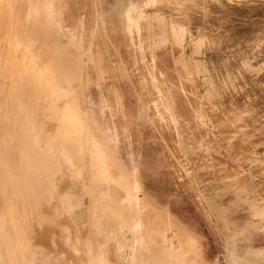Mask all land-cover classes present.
Returning <instances> with one entry per match:
<instances>
[{"label": "bare ground", "instance_id": "1", "mask_svg": "<svg viewBox=\"0 0 264 264\" xmlns=\"http://www.w3.org/2000/svg\"><path fill=\"white\" fill-rule=\"evenodd\" d=\"M92 1L95 3L100 2L101 4L100 11H94V24L91 30L92 39L102 36L109 38L108 32L106 30V24H108V26H110L114 32L116 30H119L125 37V40L122 42V44L128 50L131 57L132 66L128 67L127 70L138 75L139 82L142 85L141 87L144 89L145 86H143L142 84L143 77L140 73L141 67L139 66L140 63H144L146 61V56L143 48V43L145 41L143 32L146 30H150L152 27V20L150 18L152 17L151 14L153 15L154 12H156V10H153L155 6H158L156 5L158 0H115V4H113L110 9H105V7L102 6L105 0ZM166 1L163 2V4H167ZM183 1L189 2L191 0ZM193 1L191 3L195 2ZM198 1H202L200 3L201 5L202 3L204 4L203 1L207 0H197L196 3H198ZM244 2H240L241 5H243ZM189 3L186 4V6H190L191 3ZM251 3H247L249 6L245 5L244 3L243 6H247V8L249 7V11L247 12H249V14L252 13L251 15L254 14L253 16L258 19V22L259 20L263 21L264 0H257L254 1L253 4ZM207 4H204V6H206ZM200 5H197V7L194 5L191 6L197 8V10L200 11L202 9H198ZM209 5L207 6V8H204L208 9ZM214 5L215 4H213L212 8L215 9L214 7L218 6L219 8L217 9L219 10V12L220 9L222 10L221 12L226 9L223 6H221L220 8L219 4H217L216 6ZM229 5L231 6V4ZM229 5L227 2V7H229ZM236 5L238 6V4ZM237 6L234 8L236 9ZM192 7H190V10ZM222 7L225 9H222ZM212 8L210 10L211 13H213ZM230 8L232 9L233 7ZM234 8L233 10H235ZM217 9L215 10L217 11ZM231 9L230 11H232ZM237 9L234 11L240 12H237V19H242L244 21L245 19L243 17H240L244 13V10L242 12L240 8ZM162 10H159L158 13ZM165 10H167V8L164 9V11ZM215 10L214 14L216 12ZM168 12L170 11L168 10ZM204 12L207 13L209 11L205 10ZM62 13L63 12L61 8H58L56 6L55 0H0V264H52V261L50 259L51 256L38 254L39 249L34 245L32 238V235L34 233V225H42L47 222L54 223L55 220L62 214H69L70 217V213L72 212V210L76 207H81L82 205L86 206L87 224L89 225V228L91 230L90 233H87L88 236L86 238L84 237V243L82 244L84 248L83 251H86V253L88 254L86 264H263V260H260L257 257L264 254V234L260 232L262 230L264 231V221L261 222V220H259L258 222H254L253 218L251 217L252 219H245L243 220V222L246 223L247 221H249V223L253 225L255 223L259 227L236 226L230 228L232 230V235L228 236L225 251L223 253H218L215 257V260H211L206 256V254H204L203 250L200 248L198 238L194 232L195 227L191 223H187L180 219H175L167 208L158 206V204H156L147 195L143 188L139 170L136 164L132 163L131 165H128L119 155L118 132L112 131L108 127L101 125L95 115L89 113L88 111H85V108V110H83L80 105L78 96L79 93H81V95L84 94L83 90L87 83L86 72H88V66L92 65L94 67H97L101 61V57L99 53H95L92 50V46H94L93 40L90 41L89 44L85 42L86 32L84 30V27L75 29L74 31H72V29H67L63 21ZM164 13H162V15H166ZM192 13L194 12L191 11V15L194 17ZM186 14L184 15L182 13L176 15H184L183 17H185ZM249 14L247 13V15ZM170 15L167 16V19L170 20L171 23H173V20L169 18ZM173 15L176 16L175 14ZM232 15L233 14H231V16ZM247 15L244 16L246 17ZM251 15L249 17H251ZM159 16H161V14ZM197 16L195 13V18ZM156 17L160 20L165 17L164 19L166 22V16H162L161 18L158 16ZM181 17L182 16H179V19ZM186 17L189 16L187 15ZM186 17L185 19H181L186 21ZM209 17L202 16L201 18L197 19H199L198 21H200V19L202 18L207 20V18ZM233 17V23L236 24L235 20L237 19ZM249 17H246L247 21H249ZM190 18L191 17H189V20ZM224 18L226 19V17H223V22H228L227 20L224 21ZM206 20L203 21L207 23ZM209 20H211L209 22H212L213 18L210 17ZM174 21L177 22V19ZM198 21L194 22V27L196 26ZM217 21H220V18ZM245 21L243 23H246ZM254 21H256V19H254ZM175 22L173 23L174 25L178 24ZM231 22L229 23L232 24ZM184 23H187V25L189 24L187 21ZM194 23L190 22L191 25ZM200 23L201 26L207 25L202 24V22L200 21L197 26L200 25ZM249 23L247 24L250 26ZM173 24L171 26H174ZM181 24L183 23H179L178 25ZM210 24L211 23H209V27ZM217 24H219L218 26L222 25L220 23ZM227 24L225 25L227 26ZM258 24L257 22H255V24L253 25ZM260 24L258 25V27L260 26ZM164 25H166V23H164ZM241 25L243 24H238L237 26ZM248 25L246 27L243 25L244 27L242 26V28L246 29L248 28ZM192 26L188 28H191ZM206 27L205 29L208 28ZM233 27L231 29H233ZM176 28L177 27H175V29ZM215 28H217V26ZM242 28L240 30H242ZM170 29L171 27L169 28V30ZM200 29V27L199 30L196 27L194 31H200ZM210 29L212 28L210 27ZM166 30L167 28L165 29V31ZM216 30L217 29L212 31H214L215 33ZM220 30L222 29L217 30L218 38L222 34ZM229 30L227 31L228 33ZM253 30L255 29H252L251 32H253ZM260 30H258V32ZM219 31L221 33L220 35ZM206 32L207 31L205 30V35H207ZM246 32L248 33L247 30ZM262 32H264V30H262ZM195 33V35H197V32ZM208 33L210 34V32ZM244 33L241 34L243 35ZM223 34L226 36V32ZM249 34L250 37L248 38L253 37L251 36V33ZM205 35L203 36L205 37ZM248 35H246L245 37L247 38ZM62 36H65L67 39L65 43L61 42ZM210 36L208 35V37ZM217 36L214 35V37L210 39L211 41L209 40V43H213L212 46L214 45V42L212 40L216 39ZM262 36H264V34ZM187 37L188 35L185 29L180 31H178V29H172L164 35L153 36L149 38V47L151 54V67L149 68V72L152 77L153 85L157 89V92L159 94V98L154 101L155 110L157 114L163 120H166L168 123H170L175 130L179 129V125L181 123L180 117L175 113L172 97L164 94L165 92H162L160 88V82L154 75V70L157 66V55L155 54L154 50L155 48L164 47L167 44L171 45V49H173L174 47H183L184 45H186L185 40L189 39ZM198 37L201 36L199 35ZM204 37L201 38L202 41ZM208 37L205 38H207L208 40ZM228 37L230 38V36ZM234 38L235 37H233V39ZM228 39L226 41H230L229 46L232 45V42L234 44V41H231V38L229 40ZM245 39L243 38V40ZM252 39L254 38H251V40ZM217 40H220V38ZM221 40L224 41V43H220V41V44L217 43L220 45V47H217V44H215L217 46L214 45L215 47H217V49H220L221 45H224L226 43L224 39ZM234 40H238L237 42H239V39L235 38ZM240 40L242 43H244L241 45L248 46L242 39ZM206 42L208 41L202 43L205 44ZM254 42L256 43V41ZM120 45L121 44H119V46ZM205 45L206 48L205 46H203V44L200 47V40L194 42L193 47L195 55L193 56H196V53L200 52L202 50L201 48L203 47V51L209 47V51L211 50V54H213L212 52L214 51L210 49L212 48L211 44H208V47L207 44ZM254 45L256 44L253 43V46ZM230 47L228 48V51L226 47L222 49L223 51L226 50L227 52H229ZM238 47L241 46L238 45ZM233 48L237 49V47ZM214 50L216 51V54H221L222 50L217 51L216 48H214ZM239 50L236 51L238 52V54L240 53ZM203 51L201 52V54L204 55L203 59H201L202 57L198 58L201 60L196 61L195 59L193 64H191L189 56H185L182 54L179 59V61L182 63V67L177 69L179 79L177 88L181 89V91L186 95L187 93H189V91L185 87V84L187 82H193L195 77L197 78L195 72H202L207 69L206 66V69L204 68L203 61L210 64L212 68L215 65L214 61H216V54H213L214 58L212 56L210 58L208 57L210 52L208 51L209 53L207 52V55V53L204 51V53L207 55L206 58V55L203 53ZM232 51H230V55L233 56V54H231ZM259 51L260 49L258 50V52ZM245 53L246 52H244L243 54ZM200 55H198L197 57H199ZM225 55L223 56L227 58V56ZM242 55L240 53V56ZM233 57H235V55ZM236 58L238 59H236L237 62L234 61L235 59L232 60L234 62L233 64L236 63L235 68L237 67L236 65H240V63L238 64V56ZM263 58L264 57H262V60ZM221 59L217 58L218 61H220ZM229 60L227 58V60L225 61ZM218 61H216V63L221 65L220 63L222 62L219 63ZM243 61L244 60L242 59V63ZM246 61H248V58ZM255 61L252 63H255ZM230 64L232 65V63ZM230 64L227 63L226 65ZM226 65V70H228L227 68L229 66ZM217 67L219 68L218 65ZM217 67L213 68L215 70L209 67L213 71L211 72L210 70V72L212 73L211 77L214 76L213 73L218 69ZM223 67L220 66V69L222 68L221 70L219 69L221 73H223L222 71H224L223 69H225ZM231 67L233 68V66ZM241 67L237 68L238 71L237 69H233L234 74L238 72L242 73L243 71ZM100 69L101 71H103L102 68ZM239 69H241L242 72ZM226 70L225 73L227 72ZM220 71H217V74L219 73L220 75ZM206 73L204 75V79L209 80L211 78H209L211 74L208 73V76ZM225 73L222 74V77L227 76L229 75V73L233 72H229L228 74L226 73V75H224ZM254 73L256 74L257 72ZM242 74L243 76L244 74L248 75V73ZM263 74L259 75L262 76ZM161 75L163 76L164 74L161 73ZM232 75L233 74H231V76ZM245 76L244 78L247 79H250L251 77V75H248V77ZM254 76L258 78L256 75ZM88 78L90 77L88 76ZM91 78L89 80L90 82L93 80H91ZM228 78H231L230 75L228 76ZM262 78L263 79H261V81L259 80V82L264 83V81H262L264 80V77ZM199 79H197L196 81L197 85L200 86L201 83L199 84ZM247 79L246 82H248ZM213 80H216L217 82V79ZM239 80L241 82L243 81L240 84H244L245 81L242 80V77H240ZM250 80H252V78ZM209 81H212V78ZM222 81L224 82L223 79ZM222 81L220 82L219 80L218 84L221 83L220 85H223ZM246 82L244 85H246ZM249 82L247 83L248 85ZM252 83L250 82V87L246 86V88L249 87L250 89H252ZM220 85H218V87H220ZM235 85L237 86V84ZM262 85L263 84H261L260 86ZM260 86L258 84V86L256 87H259L261 90L262 87ZM256 87L253 86L254 89ZM99 89H101V87ZM200 89L203 88H201L200 86ZM196 90L197 89H195V91ZM247 90L245 91L247 92ZM249 91L251 92L252 90ZM255 91H257L256 95L258 94L259 96V92L261 91L257 89H255ZM255 91L253 90V92ZM210 93L215 92L202 91L201 93H191V95L199 96L198 104L200 108L199 111L193 108L194 116L191 117V120H185L186 126H189L193 121L197 126L206 125L207 130H212V128L219 127L220 122L213 123L211 121V117L207 115L203 109V100L205 97L212 106V109L218 108L217 105L210 99ZM238 93H235L233 95L238 96ZM242 93L243 92L241 91L239 95H241ZM249 93L247 94V96L251 94ZM252 94L250 95L251 97L256 96L255 93L254 95ZM261 95L264 96V94H260V96ZM187 96L189 97V95ZM245 96L242 97L244 98ZM238 97L239 99H242V97ZM238 97H235V99H238ZM259 97L255 98L258 101H262V96L260 97V100ZM253 102L254 104L256 103L257 106H259L257 104V101ZM239 103L241 104L243 102ZM231 139L232 137H225V142L229 144L231 142ZM205 141L206 139L203 138L201 140H198L197 143L199 146H203L204 148H206V150L210 153V143ZM262 145L261 149L258 150H262V148L264 149V146L262 147ZM253 176L255 177L256 175L253 174ZM64 177H68L70 181H79L81 179V192L76 193L73 190L68 189L65 192L61 191L59 193V181ZM67 181L69 180L67 179ZM71 182L72 184L75 183L74 181ZM259 185L263 186V183H260ZM212 198V203L208 202L210 211L207 213L210 221L217 223L219 218H221L226 226L230 227L228 225L231 219H234L238 216L241 217L240 215L243 214L242 211L238 210H233L232 212H229V214H222L220 210L216 209V204L213 203V200H216L218 198ZM259 199L260 198L258 197V200ZM54 200L56 201V204L53 205V208L50 207L52 209V212L48 215L44 214L41 210L42 206L44 204L49 205L51 201ZM259 201H257L256 199V202ZM251 202L252 200L250 201V204H247V202L246 204L249 205L252 209V207H254L255 205ZM71 214L73 217V213ZM244 216H246L245 212L243 214V219L245 218ZM72 217L70 219H73ZM73 222H75V219ZM80 225H82V223ZM61 226L62 225H60V227ZM73 227L75 229L74 231L78 230L76 229L77 227ZM239 236L249 242L259 241L261 243V246L255 247L254 245L250 244L242 254L238 246L235 243L231 242L233 239ZM52 239L53 238H51V242ZM67 241L71 248L76 247L78 245V243L76 242L79 241L78 234H75L74 237H72L71 234H68ZM112 247H115L116 256L114 259H112L110 253ZM76 248H73V250H75ZM78 250L80 251V248L75 250L77 251V254L79 252Z\"/></svg>", "mask_w": 264, "mask_h": 264}, {"label": "rangeland", "instance_id": "2", "mask_svg": "<svg viewBox=\"0 0 264 264\" xmlns=\"http://www.w3.org/2000/svg\"><path fill=\"white\" fill-rule=\"evenodd\" d=\"M91 1L92 0H55L56 6L58 8H61L63 12L62 14H63V21L65 24V27L67 29H72V31H74L75 29L84 27V30L86 32L85 42L89 44L90 41L93 40L94 46H92V50L95 53H99L101 57L100 59L101 61L97 67H94L92 65L88 66V69H87L88 72H86V79H87V83L85 86L86 88L84 87V90H83L84 94L81 95V93H79V96H78L80 105L83 110L86 109L85 111H88L89 113L95 115L98 119V122L101 125L108 127L112 131L118 132L119 134V144H118L119 155L123 159V161L127 163L128 165H131L132 163L136 164L139 170L143 188L145 192L147 193V195L156 204H158V206L167 208L175 219H180L187 223H191L195 227L194 232L198 238V243L200 245V248L203 250L204 254H206L208 258H210L211 260H215V257L218 253H223L225 251L228 236L232 235V230L230 228L236 227V226L238 227H250V226L259 227L255 223L254 225L249 223V221H247L246 223L243 222V220L250 219L251 217L253 218L254 222H258L259 220H261V222L264 221V149L262 148V150H258V149H261L262 144H263L262 147L264 146V103H263L264 96L263 95H261L262 97L260 96V94H264L262 93L264 92L263 91L264 83L259 82V80L261 81V79H263L262 77H264V74H263L264 73L263 72L264 58L262 60V57H264L263 56L264 36H262L264 34V32H262V30H264V27H263L264 17H263V21L259 20L258 22L257 21L258 19L255 18V16H253L254 14L251 15L252 13L249 14V12H247L249 11L248 10L249 7L247 8V6H245L247 8L246 9L243 6L244 3L245 5H248L251 2H252L251 4H253L254 1H257V0H254V1L252 0L250 1L249 0L248 1L247 0H241V1L240 0L239 1L238 0H229V1L207 0V1H203L204 4L208 3L206 6H204L203 3L200 5L202 1H198L199 4L196 3L197 0H194L195 2L193 0L189 1L190 3L192 1L194 2L191 4L183 0H171L172 2L170 0H167V1L158 0L156 4L158 6H155L153 10V11L156 10V12H154L153 15L151 14L152 17L150 18L152 20L151 22L152 27L150 30H146L143 32L144 37H145L143 48H144V52L146 56L145 58L146 61L144 63H140L139 66L141 67L140 73H141V76L143 77L142 84L143 86H145L144 89L141 87L142 85L139 82L138 75L134 72H129L127 70L128 67L132 66L131 57L129 55L128 50L122 44V42L125 40V37L119 30H116L114 32L111 29V27L108 26V24H106V30L108 32L109 38L102 36V37H97L95 39H92L91 30L94 24L93 22L94 13L96 11H100L101 4L100 2L95 3ZM165 1L167 2V4L166 3L163 4V2ZM227 2H228V5L231 4V6L229 5V7H227ZM240 2H244L243 5H241ZM188 3L190 4V6L189 5L186 6V4ZM113 4H115V0H105L102 6L105 7V9H110ZM209 4L210 5L212 4V5L210 6ZM213 4H215L214 6L219 4L220 8L221 6L225 7L226 9L222 7V9H225L223 10L224 13L221 12L222 11L221 9L219 12V10L217 9L219 8L218 6L214 7L215 9H217V11L213 9L212 8ZM222 4H225V5H222ZM236 4H238V6ZM191 5H194L196 7L197 5L198 6L200 5L198 9L202 8L201 9L202 11L197 10V8L192 7ZM208 5L210 7V9L208 7L209 10L205 9L207 8ZM234 5H236L237 8H240L242 12L244 10V13H245V14L243 13L244 15H247V13L249 14L247 15L248 17L251 15V17H249L250 19H248L250 23L249 21L246 20L247 16L245 17L242 14V12H241L242 16H240V14L239 16L241 18L243 17L246 20V21L244 20L246 23H243L244 21L242 19L241 20L237 19L236 16H238V13L240 12L239 11H237L238 13L234 12L237 9V8L236 9L234 8L236 7ZM164 6H167V7H164ZM190 7H192L194 10L192 8L190 10ZM230 7H233L235 10H233V8L231 9ZM242 7H244L246 10ZM166 8L167 10H165L166 11L165 12L164 9ZM211 8L213 9V13H211L210 11ZM228 8H230L232 11H230V9ZM159 10H162L165 13L162 11L158 13ZM168 10L171 13L168 12ZM205 10L209 12L206 13L204 12ZM214 10L216 11L215 14H214ZM191 11L194 12L192 13L194 17L191 15ZM161 12L166 15H162ZM182 13L184 15L187 13L186 16L188 15L189 17H191L189 20V17L185 16L186 21L189 23L188 25L187 23H184L186 22L185 20H182L183 18L185 19V17H183L184 15H178V16L176 15V14H182ZM195 13H196V16L197 15L198 16L201 15V16L199 17L197 16L195 18ZM222 13L223 14L226 13V14L223 15ZM160 14L161 16H159ZM170 14L172 15L175 14L177 17L174 15L172 16ZM203 14L208 15V16H205ZM231 14L233 15L231 16ZM168 15H170L169 18L173 20V23L175 22L174 20L177 19V22L175 23H178V24L183 23V24L174 25L173 23H171L170 20L167 19ZM209 15L210 17L213 18L212 20L213 23L209 22L211 21L209 20L210 19ZM156 16L160 18L162 16H166V22L164 19L165 17H163L161 20L163 19L164 20L161 21L159 18L157 19ZM171 16L173 18L175 17L176 18L173 19ZM179 16H182L181 17L182 19L181 18L179 19ZM202 16L209 17L207 18V20L204 18L200 19L202 24L208 25V26L204 25L205 27L207 26L208 28L206 27L207 29H205V27L203 25L202 27L200 23V25L198 26L203 30L200 29V31H197V30L194 31L196 27L199 30V27L197 26V24L200 21H198L199 19L197 18H201ZM224 16L226 17V19L224 18V21L227 20L228 22H223ZM232 17L238 20L237 21L234 19L236 21V22L234 21L236 24L233 23ZM219 18H220V21H217L219 20ZM251 18H252V21H251ZM253 18L256 19V21H254ZM156 19L158 22L156 21ZM180 20L184 22H181ZM194 20L198 21V23L196 22L197 24L195 27H194L195 25ZM203 20H206L207 23H205V21ZM167 21H169L170 23ZM189 21L191 23H194L192 24L193 26L190 24ZM208 22L211 23L210 27L212 29H210ZM229 22H231L232 24H230ZM255 22H257V24L261 23L262 25L260 24L259 27H258L259 24L253 25L255 24ZM164 23H166L167 26L169 24V26L171 27L170 30L178 29V31H180V30L185 29L188 35L187 38H189V39L186 38L188 41L185 40L186 45H184L183 47H174L173 49H171V45L167 44L164 47L155 48L154 50L155 54L157 55V66L154 70V75L158 78L160 82V88L162 92L163 93L165 92L164 94L171 96L173 99V106H174L173 108L175 110V113L180 117V121H181L178 130H175L174 127L170 123H168L166 120H163L157 114L155 110L154 101L159 98V94L157 92V89L153 85L152 77L149 72V68L151 67L149 38L153 36H160V35H164L168 33L170 31L169 30L170 27L168 26L169 27L168 28L166 25H164ZM217 23H220L222 25L218 26L219 24ZM227 23L229 24V26ZM237 23L243 24L245 27L248 25L247 23H249L250 26L248 25V28L243 29L242 28L243 25L237 26L238 25ZM172 24L177 28L175 29L174 26H171ZM225 24H227V26ZM214 25H216L217 28H215L216 26ZM231 25H233L236 28H234ZM190 26L192 27L188 28ZM223 26L224 27L226 26V27L224 28ZM261 26L263 29L261 28ZM232 27L233 29H231ZM240 27L242 28V30H240L241 29ZM166 28L167 30L165 31ZM251 28L255 30L251 32L252 30ZM256 28L257 29L260 28L261 30L258 29L260 30L258 32ZM215 29L217 30L222 29L220 30L222 34L219 31V35L221 34L219 37L220 40H217L219 39L217 36L218 31L216 30L215 33L214 31H212ZM227 29L228 30L231 29L232 31L229 30V33H228ZM205 30L207 31L206 32L207 35H205ZM246 30L248 31V33L246 32ZM237 31L238 32L240 31V32L238 33ZM195 32H197V35L198 36L200 35L201 37H198L197 35H195L196 34ZM208 32H210L211 36ZM225 32H226L227 37L223 34ZM241 33H244L243 34L244 36ZM249 33H251V36H253L251 38H254V39L251 40V38H248L250 37ZM258 33H260L261 35ZM201 34L205 35V37H208L209 35L211 38L208 37V40H207V38H205ZM232 34L235 36H233ZM245 34L246 35L249 34L247 38L245 37L246 36ZM214 35L217 36L216 39L212 40L214 42V45L219 43V41L220 43L221 42L224 43V41H222L221 39H224L226 41L229 38L228 36H230L231 41L232 40L234 41V44L232 42V45H230L232 48L229 46L230 41H226V43L224 44L225 46L223 44L222 45L224 46V48L226 47L227 51H228V48L230 47V51L233 50L232 51L233 53L231 52V54H233V56L235 55V57L230 55V51L229 52H227L226 50L223 51L224 48L222 45L220 49L218 48L220 51L222 50L221 54L219 53L221 56L219 54H216V51L214 50V48H216V50L219 51L217 47H220L219 45L220 43L217 44L218 46L215 45L217 47H215L214 45L212 46L213 44L212 42L209 43V40L212 39ZM237 35L239 36V38ZM232 36L235 37L236 39H239V42H237L238 40H234L235 38L233 39ZM202 37H204V39L206 40L203 39L202 41L201 39ZM243 38L244 39L246 38L245 39L246 41L243 40ZM240 39H242L248 46L241 45L244 43H242ZM66 40H67L66 37L62 36L61 42L65 43ZM197 40L198 41L200 40V47L203 44V46H205L206 48L205 44H207V47H208V44H211L212 48L210 49L214 51L212 52L213 54L214 53L216 54V55L214 54L216 61H218L217 58L221 59V57L225 54H228L225 56H227L228 60L230 59L229 61H232L234 59H235L234 61H236L237 59L236 57L238 56L239 58L238 64L239 63L240 65L242 64L241 65L242 67L240 65H236L237 67L235 68L236 63L233 64L234 63L233 61L232 62L225 61L227 60V58L223 56L221 59L222 61L220 60L218 62L223 63L224 61L223 63L224 67L222 63H220L221 65H219L218 63H216V61L213 60L215 62L214 64L216 65V66L214 65L213 68L217 67V65L219 66V68L217 67L218 69L214 71L213 73L214 76L211 77L212 76L211 72H213L212 71L213 68L210 64L205 63L203 61L204 68L206 69L207 67V69L202 72L201 71L195 72L197 78L195 77L193 82H190V83L187 82L185 84V87L189 91V93H187V95H189L188 97L186 94H184L181 91V89L177 88V85L179 84L177 69L182 67V63L179 61L182 54L190 57L191 64L194 63L195 59L196 61L203 59L204 55L201 54L204 48L203 46H202L203 48H201L202 50L200 52H197L196 56H193L195 55L193 46H194V42H196ZM205 41H208V42H206L205 44L202 43ZM254 41H256V43ZM253 43L256 45L253 46ZM119 44L121 45L119 46ZM238 45L241 47H238ZM250 45H252L253 47ZM233 47H237V49ZM208 48L206 49L207 51L204 50L206 53L209 51ZM257 49L258 50L260 49V51L258 52ZM237 50L240 51L241 55L244 52L246 53L243 54L244 56L243 55L240 56V53L238 54V52H236ZM209 52H208L209 55L207 53L208 57L211 58L212 56L214 58V55L211 54V50ZM249 54L252 57H250ZM198 55L200 56L197 57ZM207 55L205 56L206 58H207ZM194 57H197V58H194ZM200 57L202 58L198 59ZM245 58L246 60L248 58V61H246ZM242 59L244 60L243 63H242ZM254 61L255 63H252ZM226 62L229 64L232 63V65L231 64L230 65L233 66V68L230 65H226L227 64ZM259 62L261 65L259 64ZM225 65L231 68L230 69L228 67L227 68L228 70L229 69L236 70L238 67L239 68L241 67L243 72L241 71V69L239 70L242 73H248V75H251V77L250 76L249 77L250 79L252 78V80L254 81L250 80L249 78L248 79L244 78L246 74H244L243 76V74L240 72L235 73L237 75L236 76L234 74V70L233 71L229 70V72H233V73H229L228 70H226ZM208 66L212 69H210ZM220 66L225 68L223 69L224 71L222 72L225 73V70H226L229 73L231 78H228L229 75L224 76L225 78L222 77L223 73H221L220 71L222 69V68L220 69ZM100 68H102L103 71H101ZM217 71L218 72L220 71V75L219 73L217 74ZM254 72H257V73L255 74ZM161 73H163L164 75L162 76ZM205 73L208 76H209L208 73L211 74L209 78L211 77L213 82L209 81L211 80V78L209 80L204 79ZM226 73L224 75H226ZM215 74L216 76L219 75L217 77L218 78L220 77L219 78L220 82L222 81V79L224 80V82L222 81L223 85H220L221 84L220 82H219L220 84H218L219 80L215 76ZM231 74H233L235 78L233 77V75L231 76ZM253 74L256 76L259 74H263V75L262 76L259 75L260 77L257 76L258 78H256ZM248 75L246 76L248 77ZM88 76L90 78L92 77L91 80L92 79L93 80L91 82L89 81L90 78H88ZM240 77H242V80H244L245 82H246V79L248 80V82L249 80L251 83L253 82L251 84L252 89L249 88L250 82H249V85L247 84L248 82H246V85H244L245 82L244 84H240L243 82L239 80ZM197 79H199L198 80L199 84L201 83L200 86L203 89H200V86L197 85V81H196ZM213 79H217V82L216 80H213ZM204 80L209 81V82H206ZM255 81H258V82H255ZM257 83L259 84V86L263 84L262 86H260L262 87L261 90L263 89L262 91L260 90L259 87H256L258 86ZM235 84H237V86ZM218 85H220V87H218ZM241 85L242 86L244 85V86L242 87ZM246 86H249V87L246 88ZM253 86L256 87L255 89L261 91L259 92L260 93L259 96L262 99L258 96V94L256 95L257 91H255ZM100 87L102 90L99 89ZM230 88L232 89V91ZM242 88L243 90L249 89L252 91L250 92L249 90H247L246 92L244 90L246 93L245 94ZM195 89L197 90L195 91ZM236 90L237 91L239 90L238 91L239 93L242 91L243 92L242 94H244V95L241 94L242 96H245V95L247 96L249 92L252 94L254 90L255 92H253L252 95H254L255 93L256 96L251 97L250 96L251 94L249 93L250 95H248L247 97L248 98L251 97V98L248 99L246 96H245L246 98L245 97L243 98L241 95H239V93ZM200 91L201 92L202 91L204 92L214 91L215 92V93H210V99L212 100L213 103L217 105L218 107L217 109H212V106L210 105L209 101L206 100V97L203 100L204 112L211 117V121L213 123L220 122L219 127L212 128V130L211 129L207 130L206 125L197 126L195 125L193 121L190 123L189 126L185 125V122H186L185 120L186 119L191 120V117L194 116L193 108L197 109V111H199V108H200L198 104L199 96L191 95V93L192 92L201 93ZM235 93H238V96L242 97V99L243 100L245 99V100L243 101L242 99H239L237 95L234 96L233 94ZM257 96L259 97V100L261 99L262 101H258L256 99L258 98ZM235 97L236 98L238 97V99L242 101L235 99ZM253 101H257V104L259 106H257L256 103L254 104ZM239 102H243L244 104L243 103L240 104ZM258 102L259 103L262 102V103L259 104ZM247 103H250V104H247ZM225 137L226 138L232 137L231 142L229 144L225 142ZM203 138H205L206 141L210 143V146H211L210 153L206 150V148H204L203 146H199L197 143L198 140H201ZM253 174H255L256 176L254 177ZM62 179H61L62 181L61 180L59 181V193L61 191L65 192L68 189L73 190L76 193L81 192V188H82L81 179L79 181L71 180V181H74L77 185L75 183L72 184V182L70 181L68 177H64ZM67 179L69 181H67ZM260 183H263V186L259 185ZM212 197L218 198L216 200H213V203L216 204V209L220 210L222 214L225 215V214H229V212H232L233 210H238V211H242L243 214L245 212L246 216L249 215L250 217L247 216L246 218V216H244L245 218L243 219V214H241L240 215L241 217L238 216L234 219H231L228 225L230 227H227L221 218H219L217 223L210 221L209 217L207 216V213L210 211L208 202L212 203V199H213ZM258 197L260 198L259 199L260 201L258 200ZM256 199L259 202H256ZM251 200H252L251 203H253L255 206L257 205L256 207L253 205L254 207H252V209L249 205H247L248 203L250 204ZM55 204H56L55 200L51 201L49 205L44 204L41 208L42 212L47 215L50 214L52 212L51 208H53V205ZM71 213H73V217ZM71 213H70V217H69V214L60 215V217L57 218L54 223L47 222L42 225H39V224L34 225V233L32 235V238H33L34 245L39 249L38 254L51 256L50 259L52 261V264H86V261L88 259V254L86 253V251H83L84 248L82 246V244L84 243L83 242L84 237L86 238L88 236L87 233L91 232L89 225L87 224L86 206L82 205L81 207H76L72 210ZM71 217L73 219H70ZM74 219H75V222H73ZM79 223L80 224L82 223V225H80ZM60 225L62 226L60 227ZM72 225L75 226V228L77 227L76 229L78 230L74 231L75 229ZM260 232L264 234L263 230ZM68 234H71L72 237H74L75 234L76 235L78 234L79 241L76 242L78 243V245L76 246L77 248L76 247L71 248L70 245L68 244V241H67ZM51 238H53L52 242H51ZM231 242L235 243L238 246L242 254L249 247L250 244L254 245L255 247L261 246V243L259 241L249 242L243 239L241 236L233 239ZM78 247L80 248V251L78 250L79 252L77 254L76 253L77 251L75 250L79 249ZM73 248H76V249L73 250ZM110 253H111L112 259H114L116 256L115 247L111 248ZM54 256L55 257L57 256V257L55 258ZM257 258L260 260H263V264H264V254L260 255Z\"/></svg>", "mask_w": 264, "mask_h": 264}]
</instances>
